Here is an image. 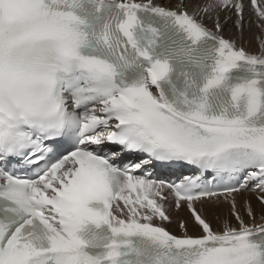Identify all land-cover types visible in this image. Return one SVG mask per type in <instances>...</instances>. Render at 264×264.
Here are the masks:
<instances>
[{
  "label": "snow or ice",
  "instance_id": "6c2138e0",
  "mask_svg": "<svg viewBox=\"0 0 264 264\" xmlns=\"http://www.w3.org/2000/svg\"><path fill=\"white\" fill-rule=\"evenodd\" d=\"M86 2L99 10L106 0H0V264H61L80 244L68 226L85 217L158 242L148 264H264V52L250 54L219 34V21L216 32L196 18L223 10L243 28L247 10L264 19V0H202L193 14L180 11L189 0H174L176 10L121 0L123 16L89 32L75 13ZM139 10L173 17L192 40L216 41L210 65L189 55L194 68L182 73L198 99L160 98L173 67L154 51L155 28L138 44ZM139 58L148 61L139 78L118 83L117 69L135 70ZM241 61L250 75L229 84ZM205 67L212 76L194 87ZM221 87L230 103L209 115L208 96ZM248 191L260 223L249 224L256 209L242 213L236 200ZM182 207L188 218H176L173 234L161 225ZM77 264L95 262L81 255Z\"/></svg>",
  "mask_w": 264,
  "mask_h": 264
},
{
  "label": "bare ground",
  "instance_id": "6f19581e",
  "mask_svg": "<svg viewBox=\"0 0 264 264\" xmlns=\"http://www.w3.org/2000/svg\"><path fill=\"white\" fill-rule=\"evenodd\" d=\"M128 2H141V0H128ZM155 3L158 6L166 7V9L168 10H176V8L174 7V0H155ZM197 4H202V0H189L187 8H181L180 11L182 12L187 11L189 12V14H193L194 8ZM196 18L198 19V21L202 22L210 31H216V32H219V29L214 28V22L219 21V23L224 25L223 31L219 32V34L225 38H231L233 42L237 45V47H243L250 54L259 55L261 52H264V20L261 21L263 22L262 24L258 23L260 25L259 27H261L262 29V32L260 34V39H259L255 36L253 32H251L253 24L255 23L257 24V21L259 20V19H255L254 15L252 14L251 9L245 11L244 13L243 28L236 26V17H234L231 13L224 12L223 10L215 12L211 15H206L204 12H199L196 14ZM153 91L155 92L154 89ZM160 175H166V174H160ZM131 195L134 198L136 194L132 193ZM236 200L238 204L241 206L242 213L246 211V208L249 203L252 208L256 209L257 216H256L255 221H252L248 217H245V219L248 220L249 224H252L253 222L255 223L261 222L259 218L261 204L257 200L256 193L251 192V191L242 192L236 197ZM119 203L121 207L123 208V203L122 202H119ZM220 207L224 215L227 216L229 204L223 203L221 204ZM114 209H115V205H114ZM114 214H119V213L114 211ZM166 214L170 215L173 222L172 223L165 222L161 226H164L166 230H169L173 234L179 235L180 232L176 229L175 220L177 217L188 218V210L186 209V207H182L180 209L169 208ZM231 222L233 226H235L237 223L234 219H232ZM154 223L159 224V218H154ZM213 223L215 226V222Z\"/></svg>",
  "mask_w": 264,
  "mask_h": 264
},
{
  "label": "clouds",
  "instance_id": "9594fccd",
  "mask_svg": "<svg viewBox=\"0 0 264 264\" xmlns=\"http://www.w3.org/2000/svg\"><path fill=\"white\" fill-rule=\"evenodd\" d=\"M107 3L113 5H119L121 0H106ZM195 44L196 41L192 40ZM161 58L168 59L169 57L163 53L159 54ZM214 57L211 58L210 65ZM201 79L197 81L195 79L194 87L203 88L207 84V80L212 76L209 67L203 69ZM161 88V85H160ZM161 99L168 102V98L165 96L164 92L161 91ZM118 182L120 187H123L125 183V177L123 174L118 177ZM116 221H100L89 219L87 217L82 218L68 227L74 232L75 236L80 241V244L74 248H68L61 254V264H77L78 259L81 255H86L91 257L95 264H103V261H108V264H120V258L122 255V248L131 243L129 237L136 232H120L114 233L111 231L112 226ZM108 226L110 232H103L102 226ZM85 246L91 247H102L106 249L103 254L91 255L84 251ZM111 253V255H109ZM155 264V261L152 262Z\"/></svg>",
  "mask_w": 264,
  "mask_h": 264
},
{
  "label": "rangeland",
  "instance_id": "374dc122",
  "mask_svg": "<svg viewBox=\"0 0 264 264\" xmlns=\"http://www.w3.org/2000/svg\"><path fill=\"white\" fill-rule=\"evenodd\" d=\"M252 11V14L254 15V17H255V19H259L258 21H257V24L256 25H258V26H256L255 24H253V27H252V30H251V32H253L254 34H255V36L257 37V38H259L260 39V34H261V32H262V29H261V27H259L260 25L259 24H262L263 22H261V21H263L264 19H262V18H258V16H256L255 15V13H254V10H251ZM216 19V18H215ZM214 19V20H215ZM237 19V18H236ZM259 23V24H258ZM256 26V27H255ZM259 28V29H258ZM255 29V30H254ZM256 29H257V31H256ZM261 29V30H260ZM259 35V36H258Z\"/></svg>",
  "mask_w": 264,
  "mask_h": 264
}]
</instances>
